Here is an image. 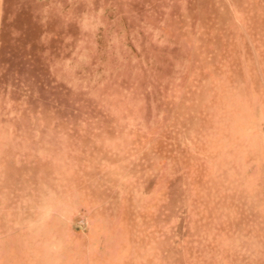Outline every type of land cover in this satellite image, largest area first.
<instances>
[{
    "label": "rangeland",
    "instance_id": "rangeland-1",
    "mask_svg": "<svg viewBox=\"0 0 264 264\" xmlns=\"http://www.w3.org/2000/svg\"><path fill=\"white\" fill-rule=\"evenodd\" d=\"M0 264H264V0H0Z\"/></svg>",
    "mask_w": 264,
    "mask_h": 264
}]
</instances>
